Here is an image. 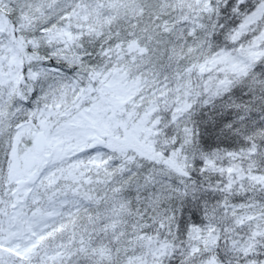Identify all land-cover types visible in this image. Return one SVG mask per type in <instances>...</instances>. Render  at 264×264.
<instances>
[{"label": "snow or ice", "instance_id": "1", "mask_svg": "<svg viewBox=\"0 0 264 264\" xmlns=\"http://www.w3.org/2000/svg\"><path fill=\"white\" fill-rule=\"evenodd\" d=\"M0 264H264V0H0Z\"/></svg>", "mask_w": 264, "mask_h": 264}]
</instances>
